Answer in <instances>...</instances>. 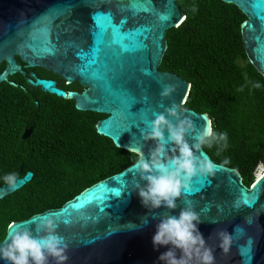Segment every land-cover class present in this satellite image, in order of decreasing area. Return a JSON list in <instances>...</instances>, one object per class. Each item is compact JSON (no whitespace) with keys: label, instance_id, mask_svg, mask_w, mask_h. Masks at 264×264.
Returning a JSON list of instances; mask_svg holds the SVG:
<instances>
[{"label":"water","instance_id":"water-1","mask_svg":"<svg viewBox=\"0 0 264 264\" xmlns=\"http://www.w3.org/2000/svg\"><path fill=\"white\" fill-rule=\"evenodd\" d=\"M178 1L0 0V65L6 64L0 85L17 87L10 78L25 76V68L45 69L67 85L78 82L82 92L61 89L56 81L33 72L26 80L43 93L74 101L79 111L106 115L96 122L97 133L117 148L142 150L147 156L154 142L145 141L143 133L150 131L154 114L173 104L184 108L191 91L190 82L160 69L168 31L186 19ZM221 1L235 5L246 17L241 25L245 53L264 78V0ZM112 25L120 33L119 42L113 40ZM165 86L173 88L168 96L161 94ZM185 115L198 129L212 121L207 113L192 109ZM31 133L32 129L25 131L23 140ZM187 139L194 143L193 135ZM197 155L212 160L204 149ZM215 164L213 175L197 174L188 181L189 188L182 191L171 214L178 216L180 208L190 207L199 215L213 264H264V172L247 186L238 170ZM132 165L89 186L60 208L9 224L0 246L7 238L10 242L18 228L39 234L37 224L50 217L68 245L65 264H161L158 257L167 248H154L152 237L168 210L142 205L137 186L145 181ZM33 176L29 171L17 175L15 187L1 186L0 201L28 185ZM222 232L230 237L226 252L220 247ZM0 264L7 262L0 259ZM49 264L55 261L50 259Z\"/></svg>","mask_w":264,"mask_h":264},{"label":"trees","instance_id":"trees-1","mask_svg":"<svg viewBox=\"0 0 264 264\" xmlns=\"http://www.w3.org/2000/svg\"><path fill=\"white\" fill-rule=\"evenodd\" d=\"M178 5L186 19L168 31L160 69L191 83L184 108L207 113L214 129L228 136L227 148L203 149L215 163L238 170L251 186L264 163V78L245 53L241 25L246 17L221 0H180ZM253 82L261 87H252ZM27 96L22 86L0 85V187L8 173H34L28 185L0 201V241L9 224L62 207L134 160L133 153L97 133L95 124L106 115L79 111L72 100L42 92ZM24 123L34 126L32 136L23 140L21 129L11 138L10 128Z\"/></svg>","mask_w":264,"mask_h":264},{"label":"clouds","instance_id":"clouds-1","mask_svg":"<svg viewBox=\"0 0 264 264\" xmlns=\"http://www.w3.org/2000/svg\"><path fill=\"white\" fill-rule=\"evenodd\" d=\"M247 86L248 80L245 78ZM252 87L260 88L258 82ZM172 86H165L162 96H168ZM243 91V88L240 89ZM186 108L173 104L164 112L155 113L150 122V131L143 133L145 141H153L154 147L145 156L142 150H133V169L145 181L137 186L141 203L149 210L165 208L168 214L159 218L152 237L154 248L166 247L158 259L161 264H213L212 250L206 246L203 233L199 229L202 223L199 215L190 207H183L179 215H172L178 205L182 191L189 188L188 181L197 174L213 175L217 165L210 159L197 155L205 146L218 145L220 150L227 148L226 132H217L212 121L206 120L201 128L185 115ZM167 133V135H165ZM194 136V143L187 137ZM226 165L227 159L223 161ZM264 169V163L258 165ZM257 179V176H256ZM4 183L15 187L17 174L8 173ZM156 217L153 216V219ZM147 223V219L143 220ZM58 225L53 218H45L36 226V234L30 228H18L0 246V259L7 264H65L68 260V245L58 235ZM220 247L226 252L230 245L227 233H220ZM179 251V256L177 255Z\"/></svg>","mask_w":264,"mask_h":264},{"label":"flooded vegetation","instance_id":"flooded-vegetation-1","mask_svg":"<svg viewBox=\"0 0 264 264\" xmlns=\"http://www.w3.org/2000/svg\"><path fill=\"white\" fill-rule=\"evenodd\" d=\"M17 59H18L19 64H22L21 60L19 58H17ZM25 71H26V75L25 76L22 75V74H16V75L12 76L11 78L14 79V81L17 83L18 86H22L25 89V91L28 92V96L27 97H29V98L33 97L36 94V92H42L41 89L30 87L27 84L26 80L29 78L30 73H32V72L35 73L39 78L56 81L58 87L61 88V89L66 90V91H77V92H82L83 91V88L79 85L78 82L73 83L71 85H67V82L63 78L53 74L52 72H49V71L45 70V69H42V68L26 69L25 68ZM46 72H48L50 74H47ZM11 78H10V80H11ZM26 84H27L28 87L26 86ZM78 87H80V89ZM44 94H47V93H44ZM72 102H74V101H72ZM31 121H33L34 123L38 122V120H31ZM21 129H22V132L20 134V137L22 138V136L25 133V131H27L29 129H32V132H33L34 131V126H32V125L28 126L27 123H24L23 125L22 124L14 125V127L10 128V130H9V132L11 133V138L17 137V134L19 133V131ZM5 131L7 132L6 129H5ZM31 136L32 135H30V137ZM21 177H23V176H21ZM33 178H34V176H33Z\"/></svg>","mask_w":264,"mask_h":264},{"label":"snow or ice","instance_id":"snow-or-ice-1","mask_svg":"<svg viewBox=\"0 0 264 264\" xmlns=\"http://www.w3.org/2000/svg\"><path fill=\"white\" fill-rule=\"evenodd\" d=\"M112 29H113V33H112L113 40L115 42H119L120 33H119L118 29H117V26L116 25H112ZM92 62H94V60Z\"/></svg>","mask_w":264,"mask_h":264},{"label":"rangeland","instance_id":"rangeland-1","mask_svg":"<svg viewBox=\"0 0 264 264\" xmlns=\"http://www.w3.org/2000/svg\"><path fill=\"white\" fill-rule=\"evenodd\" d=\"M263 172H264V169L257 168V170L255 171V176L258 177V175H259L260 173H263Z\"/></svg>","mask_w":264,"mask_h":264},{"label":"bare ground","instance_id":"bare-ground-1","mask_svg":"<svg viewBox=\"0 0 264 264\" xmlns=\"http://www.w3.org/2000/svg\"><path fill=\"white\" fill-rule=\"evenodd\" d=\"M262 174H263V173H260V174L258 175V177L261 176Z\"/></svg>","mask_w":264,"mask_h":264}]
</instances>
